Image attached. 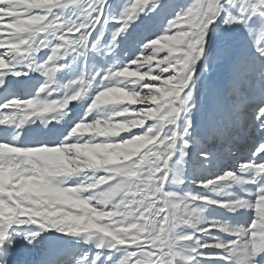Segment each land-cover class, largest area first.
<instances>
[{"label": "snow or ice", "instance_id": "obj_1", "mask_svg": "<svg viewBox=\"0 0 264 264\" xmlns=\"http://www.w3.org/2000/svg\"><path fill=\"white\" fill-rule=\"evenodd\" d=\"M0 89V264H264V0H0Z\"/></svg>", "mask_w": 264, "mask_h": 264}, {"label": "rangeland", "instance_id": "obj_2", "mask_svg": "<svg viewBox=\"0 0 264 264\" xmlns=\"http://www.w3.org/2000/svg\"><path fill=\"white\" fill-rule=\"evenodd\" d=\"M181 2H188V0H181ZM216 74V75H219V81L218 80H215L216 77L212 74ZM224 76H225V69L222 68V67H214L213 69H211L210 71L206 72L204 74V79H203V88H204V91L207 92L210 88H214L218 82L222 81L224 79ZM31 79H33V83L35 82H42L43 81V78L40 77L38 74H33ZM13 82L15 83L16 81L13 80ZM32 83V84H33ZM55 98V97H54ZM69 107L72 109V113H71V116L69 118L66 119V121L64 122L63 124V127L64 128H67L68 125H69V122L74 119V118H78L81 114H82V111H83V107L78 104L77 102H72ZM209 104H205V107H204V110L201 112L200 114V119L201 120H204L205 117L207 116L208 112H209ZM250 122V121H249ZM58 126V125H57ZM60 126V125H59ZM244 136L243 140L247 141H251V145L253 143H255L259 137L257 135H255L254 133H247V134H242ZM28 139V138H27ZM24 142V141H23ZM248 148H246L247 150ZM244 151L246 154L243 155V156H239L238 159H246L247 156L249 155L248 151ZM230 166H235L234 162H230ZM189 187L192 188V190L194 191H197L198 189H196L194 186H191L189 185ZM19 243H22V241ZM24 246H26L24 243H22ZM21 252H24L22 253V256L24 258L27 257V259L29 258L30 260L32 261H38L39 258H40V253H39V250L37 249H30L28 247H26L23 251L21 250ZM18 253V252H17ZM14 254H16V252H14ZM21 256H18V260H20ZM22 261V260H20Z\"/></svg>", "mask_w": 264, "mask_h": 264}, {"label": "bare ground", "instance_id": "obj_3", "mask_svg": "<svg viewBox=\"0 0 264 264\" xmlns=\"http://www.w3.org/2000/svg\"><path fill=\"white\" fill-rule=\"evenodd\" d=\"M212 75H214L215 77H216V79L215 80H220L219 79V75H216L215 73L214 74H212ZM33 79H31V80H28L27 78H24V79H22L21 81H19L18 83L19 84H21V85H29V86H31L32 85V83H33ZM3 95V90L2 89H0V96H2ZM210 106V105H209ZM209 111H210V108H209ZM58 128H60V126L58 125L57 126ZM44 130V126L43 125H39V124H37V125H33L32 126V129H30V130H28L26 133H25V135H24V139L23 140H21V142L23 143V141H25V140H27V138L29 139L34 133H36V132H42ZM6 136H10V131H8V130H5V129H3V128H0V138H4V137H6ZM243 138H244V136L242 135V138H241V147H240V154H239V156H243V155H245L246 153L244 152L245 150H246V148H248L250 145H251V141H249L248 142V140L247 141H245V140H243ZM247 151V150H246ZM238 156V157H239ZM21 242V241H20ZM23 243V242H22ZM22 243H19V241H18V243H17V246H16V249L14 250V252H16V254H14L13 256H12V258H11V261H12V264H36V260L35 261H32V260H30L29 258L27 259V257L26 258H24L23 256H22V253H24V252H21V250L23 251L27 246H24ZM18 252V253H17ZM18 256H21V258H20V260H22V261H20V260H18L17 258H18Z\"/></svg>", "mask_w": 264, "mask_h": 264}]
</instances>
